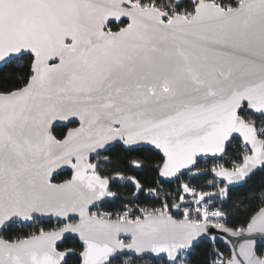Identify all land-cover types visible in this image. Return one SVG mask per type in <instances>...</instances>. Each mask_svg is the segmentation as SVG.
<instances>
[{
	"label": "snow or ice",
	"instance_id": "obj_1",
	"mask_svg": "<svg viewBox=\"0 0 264 264\" xmlns=\"http://www.w3.org/2000/svg\"><path fill=\"white\" fill-rule=\"evenodd\" d=\"M0 264H264V0H0Z\"/></svg>",
	"mask_w": 264,
	"mask_h": 264
},
{
	"label": "trees",
	"instance_id": "obj_2",
	"mask_svg": "<svg viewBox=\"0 0 264 264\" xmlns=\"http://www.w3.org/2000/svg\"><path fill=\"white\" fill-rule=\"evenodd\" d=\"M65 175H67V174H65ZM143 175H146V176H148V177L150 178V177H151V172L149 171V172H147V173H144ZM207 246H208V245H207V242H206V244L200 249V252L203 253L204 249H205ZM217 246H218V247H221L222 250L227 251V249L225 248V246H224L222 243L217 242Z\"/></svg>",
	"mask_w": 264,
	"mask_h": 264
},
{
	"label": "water",
	"instance_id": "obj_3",
	"mask_svg": "<svg viewBox=\"0 0 264 264\" xmlns=\"http://www.w3.org/2000/svg\"><path fill=\"white\" fill-rule=\"evenodd\" d=\"M233 240H235V239H237V238H232ZM220 243H222L223 245H224V243L223 242H220ZM225 246V245H224Z\"/></svg>",
	"mask_w": 264,
	"mask_h": 264
}]
</instances>
